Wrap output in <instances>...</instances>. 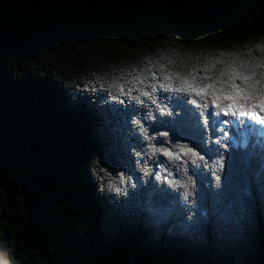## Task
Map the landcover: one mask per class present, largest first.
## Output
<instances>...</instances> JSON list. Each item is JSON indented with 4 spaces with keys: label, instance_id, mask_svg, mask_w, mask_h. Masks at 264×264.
Segmentation results:
<instances>
[{
    "label": "trees",
    "instance_id": "16d2710c",
    "mask_svg": "<svg viewBox=\"0 0 264 264\" xmlns=\"http://www.w3.org/2000/svg\"><path fill=\"white\" fill-rule=\"evenodd\" d=\"M162 53L198 83L206 66L213 75L259 64L264 0H0V239L23 264H132L129 254H139L134 240L101 234L130 206L101 209L85 182L91 156L126 137L139 145L128 124L138 106L96 84L77 88L68 107L66 90L97 76L130 80L133 67ZM255 71L259 80L264 68ZM210 121L220 135V119Z\"/></svg>",
    "mask_w": 264,
    "mask_h": 264
},
{
    "label": "clouds",
    "instance_id": "9594fccd",
    "mask_svg": "<svg viewBox=\"0 0 264 264\" xmlns=\"http://www.w3.org/2000/svg\"><path fill=\"white\" fill-rule=\"evenodd\" d=\"M129 75L124 82L97 76L66 90L68 107L77 88L96 84L138 106L128 124L139 145L126 137L85 162V182L101 209L130 206L110 231L102 227L103 240H134L139 254H129L132 264H264V98L241 108L221 93L198 91L195 75L187 87L182 63L165 53ZM210 117L221 121L218 136ZM201 145H215L214 155ZM0 264H23L9 240L0 239Z\"/></svg>",
    "mask_w": 264,
    "mask_h": 264
},
{
    "label": "snow or ice",
    "instance_id": "6c2138e0",
    "mask_svg": "<svg viewBox=\"0 0 264 264\" xmlns=\"http://www.w3.org/2000/svg\"><path fill=\"white\" fill-rule=\"evenodd\" d=\"M216 63H221V61H217ZM257 67L264 68V61L256 65L241 64L239 69L233 68L229 64L226 68L220 69L218 73L213 75H207L210 69L206 66L204 68L206 82L196 84V89L201 92H211L213 94L221 93L231 98L232 105L251 109L256 105H261V98H264V92H256V85H264V71L259 73V80H254V77L257 75L255 71ZM245 68L249 69L247 74L245 73ZM191 76V74H187L184 77V83L187 87H192L195 83ZM237 77L244 81V87H238L233 82ZM252 114L254 115L255 113Z\"/></svg>",
    "mask_w": 264,
    "mask_h": 264
}]
</instances>
